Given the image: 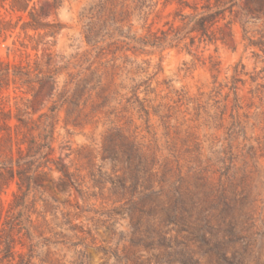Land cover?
Instances as JSON below:
<instances>
[{
	"label": "rangeland",
	"instance_id": "obj_1",
	"mask_svg": "<svg viewBox=\"0 0 264 264\" xmlns=\"http://www.w3.org/2000/svg\"><path fill=\"white\" fill-rule=\"evenodd\" d=\"M99 2L31 0L37 18L46 25L35 31L29 26V12L13 9L11 0H0V69L9 64L18 70L29 66L34 75L37 66L60 72L53 98L46 88L35 97L29 84L19 88L12 83L0 92V135L6 134L5 122L13 135H54V157L78 174L85 192L82 196L75 187H66L61 172L45 168V180L32 197L38 212L34 220L44 223L39 227L43 235L36 233V262L264 264V51L246 46L242 11L231 17L234 41L229 47L209 44L199 50L201 59L176 48L128 51L117 61L116 100L86 117L70 103L71 93L62 92L68 72L79 71L74 65L89 49L82 32L97 19ZM127 6L119 27L132 36L143 37L149 26L156 31L172 19L168 14L173 7L158 17L132 0ZM246 27L258 40L264 36V16L249 19ZM210 55L220 62L221 82L231 77L237 62L245 65L248 74L243 76L247 82L239 84L240 106L234 105L233 94L232 101L225 100L228 87L209 99L215 87ZM136 86L150 117L133 96ZM17 115L27 126H15ZM119 130L161 159L175 156L174 161H181V169L155 182L164 210L142 213L132 208L130 196L118 201L121 197L111 192L110 182L104 189L94 184L93 163V173H112V163L103 160L101 149L105 138ZM17 189L12 182L2 192L6 209Z\"/></svg>",
	"mask_w": 264,
	"mask_h": 264
},
{
	"label": "trees",
	"instance_id": "obj_2",
	"mask_svg": "<svg viewBox=\"0 0 264 264\" xmlns=\"http://www.w3.org/2000/svg\"><path fill=\"white\" fill-rule=\"evenodd\" d=\"M128 1L100 0L97 19L83 29L82 35L89 49L81 57L80 63L74 65L79 66V71L68 72L70 78L65 82L62 93H71L70 103L79 114L84 113L86 117L104 111L111 105L112 100H116L114 98L119 93V87L114 81L120 67L117 61L123 55L127 56L128 51L136 52L147 47L161 51L176 48L186 50L201 59L202 56L198 52L202 47L218 43L229 47V41H234L231 17L238 9L246 18L242 22L243 39L248 41L246 46L264 51L262 39L264 36L256 40L254 36L248 35L246 27L249 19L258 20L261 15L264 16V0H157L151 5L152 0H132L136 7H150L153 9L151 13L156 11L158 17H161L166 9L173 7L168 14L172 19L166 21L165 27L154 31L149 26L148 33L143 37L124 33L119 27L122 14L128 11ZM30 3L31 0H11L13 9L29 12L32 19L29 23L30 28L35 31L46 28V25L37 18ZM159 4L161 7L156 10ZM224 28H228L227 33ZM56 33L53 31L51 34ZM232 49L236 50V47ZM208 59L215 86L209 99L212 93L228 87L229 92L225 100H233L234 105L240 106L242 98L238 93L239 84L247 82L243 76L248 74L245 72V65L241 61L237 62L231 77L221 82L218 80L220 62L213 55ZM2 64L4 63L0 62V65ZM6 65V68L0 69V92L9 88L12 83L19 88L29 84L30 90L35 92V97L45 88L48 90L49 98H53L58 91L60 83L58 68L55 70L50 68L44 72L37 66L35 70L38 72L34 75V70L29 66L19 67L18 70L11 69L9 64ZM104 76L108 78L106 82ZM251 80L256 81L252 76ZM138 89V86L133 87V96L150 117L151 113L139 99ZM232 94L233 99L230 100ZM192 100L199 102V98ZM178 101L174 99L175 103ZM87 107L89 111L85 112L84 108ZM16 118L17 128L27 126L24 119L18 115ZM236 122L243 126L239 120ZM3 126L6 134L0 135V264H38L36 251L40 242L36 233L43 235L44 232L39 227L44 223L39 224V219L34 220V214L38 212L37 202L32 197L45 180L43 177L47 173L45 168L50 166L51 171L61 172L66 187H75L82 196L85 192L81 188L78 174L71 171L66 163H62L60 158L54 157V135H13L12 126L8 122ZM242 129L245 130L243 127ZM54 130L55 125L53 133ZM101 155L104 161H111L112 173L99 175L93 173L95 172L93 163L91 176L95 185L104 189L110 182L111 192L121 197L118 201L130 196L132 208L134 210L138 208L142 213L165 209V203L160 200V192H155L154 185L156 181H166L168 173L176 167L181 169L183 165L180 160L174 161L175 156L161 159L162 155L148 152L143 145L122 130L105 138ZM12 182H16L18 189L9 208L6 209L1 194ZM175 184L173 182L174 186ZM138 193L139 197L135 199ZM44 220L46 221L45 218Z\"/></svg>",
	"mask_w": 264,
	"mask_h": 264
}]
</instances>
